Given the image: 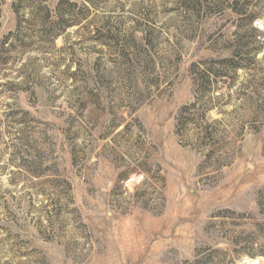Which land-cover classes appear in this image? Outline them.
Wrapping results in <instances>:
<instances>
[{
    "label": "rangeland",
    "instance_id": "374dc122",
    "mask_svg": "<svg viewBox=\"0 0 264 264\" xmlns=\"http://www.w3.org/2000/svg\"><path fill=\"white\" fill-rule=\"evenodd\" d=\"M0 264H264V0H0Z\"/></svg>",
    "mask_w": 264,
    "mask_h": 264
},
{
    "label": "trees",
    "instance_id": "16d2710c",
    "mask_svg": "<svg viewBox=\"0 0 264 264\" xmlns=\"http://www.w3.org/2000/svg\"><path fill=\"white\" fill-rule=\"evenodd\" d=\"M73 5H75V4H73ZM54 25H55L56 27H58V28L60 27L59 29L65 27L64 24H63L60 20L55 21V22H54ZM53 28H55V27H53ZM236 55H238V54H237V52L235 51V55H234V56H236Z\"/></svg>",
    "mask_w": 264,
    "mask_h": 264
}]
</instances>
